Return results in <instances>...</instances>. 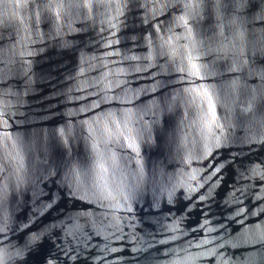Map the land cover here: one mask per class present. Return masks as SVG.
Wrapping results in <instances>:
<instances>
[{
	"label": "water",
	"instance_id": "obj_1",
	"mask_svg": "<svg viewBox=\"0 0 264 264\" xmlns=\"http://www.w3.org/2000/svg\"><path fill=\"white\" fill-rule=\"evenodd\" d=\"M0 264H264V0H0Z\"/></svg>",
	"mask_w": 264,
	"mask_h": 264
}]
</instances>
